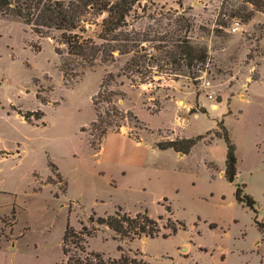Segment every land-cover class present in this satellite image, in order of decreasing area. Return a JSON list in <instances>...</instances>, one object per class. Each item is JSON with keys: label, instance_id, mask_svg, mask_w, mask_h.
<instances>
[{"label": "rangeland", "instance_id": "rangeland-1", "mask_svg": "<svg viewBox=\"0 0 264 264\" xmlns=\"http://www.w3.org/2000/svg\"><path fill=\"white\" fill-rule=\"evenodd\" d=\"M235 7V0H142L135 5L126 29L146 35L140 47L149 52L151 46L165 45L155 39L175 28L178 19H188L186 35L207 50L208 59L194 80L170 73L169 66L153 68L156 76L149 85L116 78L111 89L124 95L116 105L139 122L123 121L98 151L89 146L95 119L91 98L103 76L117 74L131 55L115 53L67 82L54 53L55 47L64 50L56 45L59 32L38 37L21 20L0 17V264H59L67 223L80 230L89 227L92 213L106 217L117 208L131 218L147 210L158 222L157 237L121 240L101 226L87 239L88 251L115 258L120 246L149 264H264L254 214L235 202L234 186L219 175L226 147L214 138L223 120L235 145L237 182L245 185L261 219L264 36L259 29L264 16L255 14L241 24L229 15ZM87 19L93 24L85 26L84 37L100 43L101 17ZM237 20L240 27L231 33ZM18 111L42 116L28 124ZM198 135L214 139L198 142L187 155L155 147ZM135 140L141 149L134 148ZM167 206L171 219L184 226L175 235L166 228Z\"/></svg>", "mask_w": 264, "mask_h": 264}, {"label": "trees", "instance_id": "trees-1", "mask_svg": "<svg viewBox=\"0 0 264 264\" xmlns=\"http://www.w3.org/2000/svg\"><path fill=\"white\" fill-rule=\"evenodd\" d=\"M140 1L142 0H0V17L21 20L38 37L49 38L51 31L59 32L56 45L63 46L64 50L55 47L54 53L60 58L59 71L67 82L84 76L85 72L91 70L97 62L104 63L113 59L115 53L119 56L131 55L117 74L107 73L103 76L96 94L91 98L95 119L90 123L89 146L95 151L100 149L105 136L117 130L123 121L139 122L132 112H123L116 105V101L124 97L123 93L111 89V86L116 85V78L124 77L130 82H135V85H149L153 84L152 80L158 69L164 70V67L169 66L167 70L170 73L187 74L194 80L197 78V72L202 70L208 59L204 47L194 46L189 41L186 35L191 30L188 19H178L175 28L167 31L164 37L155 39L158 42H165V45L151 46L149 52L140 47L137 43L148 41L144 38L146 35L126 29L127 19ZM235 2L236 7L231 9L229 15L231 18L239 19L241 24L251 21L255 14L264 16V0H235ZM87 17H101L97 37L100 43L84 37L85 26L93 24ZM259 30L261 36H264V25L260 26ZM158 54L161 56L157 57ZM247 58L252 59L250 55ZM153 68L156 71H153ZM133 78H138L139 81ZM36 99L41 104L45 102L38 96ZM18 114L26 123L31 124V118L36 117L38 120V116L42 113L18 111ZM217 126L222 132H216L214 138L223 139L226 147L223 178L234 186L235 202L253 212L254 224L261 234L264 251V216L261 219L257 218L256 202L245 192V185L237 182L235 145L229 138L223 120ZM205 137L198 135L191 138H174L156 143L155 147L159 150L171 149L181 155H187L198 142L210 144L214 139L204 141ZM48 167L52 173L55 172L57 178L62 177L52 161H48ZM208 167L216 170L214 165ZM165 210L170 216L166 219V228L175 235L179 230H183L184 226L171 219L170 206ZM94 216L92 213L88 218L89 227L82 225L80 230H76L69 223L66 224L61 238L63 259L59 264H149L140 253L130 254L120 246L117 247L119 255L115 258H105L99 252L87 250V239L93 237L98 231L97 228L101 226L109 229L121 240H133L141 235L149 239L156 238L159 232L158 222L149 217L147 210L135 214L133 218L123 213L120 208H117L113 215ZM160 219L162 218L159 217L158 220ZM209 227L213 228V225Z\"/></svg>", "mask_w": 264, "mask_h": 264}, {"label": "built area", "instance_id": "built-area-1", "mask_svg": "<svg viewBox=\"0 0 264 264\" xmlns=\"http://www.w3.org/2000/svg\"><path fill=\"white\" fill-rule=\"evenodd\" d=\"M239 24H240V23H239L238 20L235 21V22L231 25L230 32H231V33L236 32V31L239 29V27H240Z\"/></svg>", "mask_w": 264, "mask_h": 264}, {"label": "crops", "instance_id": "crops-1", "mask_svg": "<svg viewBox=\"0 0 264 264\" xmlns=\"http://www.w3.org/2000/svg\"><path fill=\"white\" fill-rule=\"evenodd\" d=\"M118 134V133H117ZM120 135V134H119ZM122 135V134H121ZM123 136V135H122ZM129 138V137H128ZM134 143H135V147L134 148H136V149H141L142 148V146L140 145V142H138V141H134ZM223 170H224V167H223V169H220V172H219V175H222V177H223ZM149 239V238H148Z\"/></svg>", "mask_w": 264, "mask_h": 264}]
</instances>
